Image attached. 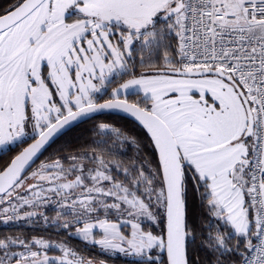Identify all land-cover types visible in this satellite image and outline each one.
<instances>
[{
  "label": "snow or ice",
  "instance_id": "snow-or-ice-1",
  "mask_svg": "<svg viewBox=\"0 0 264 264\" xmlns=\"http://www.w3.org/2000/svg\"><path fill=\"white\" fill-rule=\"evenodd\" d=\"M106 110L134 117L158 159H141L133 139L123 180L103 148L27 174L54 136ZM29 134L0 169L3 223L59 197L55 223L137 264H264V0H14L0 10V148ZM195 207L215 224H198ZM49 247L0 238V264H97Z\"/></svg>",
  "mask_w": 264,
  "mask_h": 264
},
{
  "label": "trees",
  "instance_id": "trees-1",
  "mask_svg": "<svg viewBox=\"0 0 264 264\" xmlns=\"http://www.w3.org/2000/svg\"><path fill=\"white\" fill-rule=\"evenodd\" d=\"M13 2L14 0H0V10L8 7L9 4ZM142 70L143 69H140L139 67L137 68V71ZM119 82L120 81H117V83ZM114 85L116 84H113V86ZM108 89L109 90H107V92L110 95V88ZM104 98H108L107 95ZM128 99L129 101H135L139 99V97L129 94ZM101 101L103 100H100L99 102ZM100 123L109 124L110 126L120 130L123 135L119 138H117L114 133L111 135H98L97 125H99ZM102 139L108 141L107 147H104L102 144H100V141ZM133 139H135V141L140 146L139 157L141 159H147L152 162H155L158 159L153 153L152 149L150 147H146V145H148L149 143V138L146 134V130H144L137 121L119 114L98 115L75 126L64 135H62L46 150L43 156L27 174L29 175L32 171L38 169L39 165L47 161H54L57 158L69 157L82 153H87L90 157L94 150L100 151L101 148H103L105 159L118 163L121 166L120 171H112L111 174L116 179L119 177L123 179V175L121 174L122 169L124 167H128L133 160L137 159L138 156V149L131 143ZM24 140L25 142L18 143L17 145H14L0 153V169H3L17 153H19L28 143L32 141L31 137ZM64 163L67 167L69 162L65 161ZM86 164L88 167H94V165L87 161ZM46 211L48 213L51 212V210ZM194 213L198 218V224L202 222L207 223L209 220H212L213 224H215V219L211 217L206 209L195 207ZM36 223H38V225H34ZM45 223L46 222H42L41 219L37 218V216L33 217L31 220L21 219L7 224L0 221V238L19 236L30 237L38 234L51 233L52 235L56 234V236H62V234H60L59 232L54 233L52 231H45V229L44 231H41ZM47 224L48 227H51V225H53L51 224V222ZM148 225L153 231L159 232L160 229L158 227L150 225V222L148 223ZM232 243L235 244L236 241L233 240ZM80 245L88 254L106 260H113L116 264H137V259H125L121 255H107L102 253L97 246L91 247L89 245L83 244L82 242ZM199 255L201 259H215V257L209 256L206 251H200ZM232 259L237 258L232 257Z\"/></svg>",
  "mask_w": 264,
  "mask_h": 264
},
{
  "label": "rangeland",
  "instance_id": "rangeland-1",
  "mask_svg": "<svg viewBox=\"0 0 264 264\" xmlns=\"http://www.w3.org/2000/svg\"><path fill=\"white\" fill-rule=\"evenodd\" d=\"M115 86L116 85H114L113 87H115ZM110 93H111V88H110ZM28 131H29V133L31 132L30 129ZM30 137H31V135L29 134L25 138H30ZM12 146H14V145L5 146L3 148H0V153L3 152V151H5V150H7V149H9ZM52 161H47L45 163H51ZM117 179L118 180H123L120 177L117 178ZM30 182H32V181H30ZM20 194L21 195H25V196H29L30 195V193L29 192H26V191H21ZM57 200H59V197H53L51 202H49L47 204L41 205L39 207L38 211L40 213H42L43 216H46L47 217V222L44 224V226L42 227V230L41 231H44V229H45V231H52L54 233L59 232L60 234H62V236H59V235L56 236V234L55 235H52V233H51V234H38V235L30 236V237H24V236H21L20 237L19 236V238L20 239H23L25 241H31L33 238H37V239H43L44 241L49 242V244L51 245V247H49L48 249L42 250V251H46L47 252V255L49 257H60V256H62V252H61L60 248L58 247V245L64 244L68 248H70L73 251H75L79 256H82V257H84L86 259H92V260L96 261L97 264H99V262H101V261L103 262V264H116L115 261H113V260H110V259L106 260V259H103V258H99V257L93 256V255H90L87 252H85L83 250L82 246L80 245L81 242L83 244L89 245L91 247L97 246L100 250H101V248H100V246L95 245V244H93L91 242H85L80 237H78L77 235H75L74 234L75 233V227L70 228V229H64L59 224H57V223L54 222L55 219H56V216H57V211L67 212L66 209H60L58 207L57 203L55 202ZM46 210H51V212L48 213ZM99 215H100V218H104L102 212ZM43 216L37 215V218L41 219L42 222L43 221L45 222V220L43 219ZM109 218L115 220V216H110ZM120 219H121V222H122L121 231L124 232L125 234H130L131 233V226H130V224L123 223V221L130 219V217H126L125 216V217H121ZM71 220H72V216L71 215H63L61 217L60 223L62 224L65 221H71ZM49 222H51V224H53V225H51V227H48L47 226L48 225L47 223H49ZM9 223H12V222H9ZM148 223L149 222L145 220L143 222V225H142L146 230L151 229L150 226L148 225ZM34 225H38V223H36ZM37 227H39V226H37ZM13 238H16V237H13ZM95 238L96 239H99L100 238L98 231H97V235H96ZM13 250L19 252V251H22L23 249H21L19 247H14ZM101 252L104 253V254H107V255H114V256L121 255L125 259H137L134 256H130V255L129 256H125L124 254L118 253V252H112V251L103 252L102 250H101Z\"/></svg>",
  "mask_w": 264,
  "mask_h": 264
},
{
  "label": "water",
  "instance_id": "water-1",
  "mask_svg": "<svg viewBox=\"0 0 264 264\" xmlns=\"http://www.w3.org/2000/svg\"><path fill=\"white\" fill-rule=\"evenodd\" d=\"M103 101H101L102 103ZM104 114H119V115H123V116H127L129 118H132L135 120L134 117H132L131 115L129 114H126L122 111H118V110H113V111H109V110H106L102 113H95L93 114V117L95 116H98V115H104ZM91 119V118H90ZM88 120V119H87ZM86 121V120H85ZM136 121V120H135ZM84 121H80V122H77V123H73L71 126H69L68 128H66L65 130H62L60 133H58L56 136L53 137V139L45 146V148L41 151V153L38 154L37 158H35L34 162L31 164V167L30 169L28 170V172L34 167V165L39 161V159L43 156V154L46 152V150L56 141L58 140L62 135H64L66 132H68L69 130H71L72 128H74L75 126L83 123ZM138 122V121H137ZM33 140L30 142L32 143ZM28 143V144H30ZM28 144L25 146L27 147Z\"/></svg>",
  "mask_w": 264,
  "mask_h": 264
},
{
  "label": "crops",
  "instance_id": "crops-1",
  "mask_svg": "<svg viewBox=\"0 0 264 264\" xmlns=\"http://www.w3.org/2000/svg\"><path fill=\"white\" fill-rule=\"evenodd\" d=\"M26 139V138H25Z\"/></svg>",
  "mask_w": 264,
  "mask_h": 264
}]
</instances>
